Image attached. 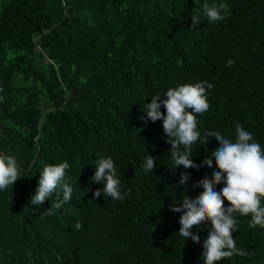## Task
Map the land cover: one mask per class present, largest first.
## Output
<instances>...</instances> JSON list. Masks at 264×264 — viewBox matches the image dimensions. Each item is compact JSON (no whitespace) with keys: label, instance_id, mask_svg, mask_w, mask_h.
I'll use <instances>...</instances> for the list:
<instances>
[{"label":"trees","instance_id":"trees-1","mask_svg":"<svg viewBox=\"0 0 264 264\" xmlns=\"http://www.w3.org/2000/svg\"><path fill=\"white\" fill-rule=\"evenodd\" d=\"M205 2L226 5V18L201 16L192 29ZM204 81L213 87L205 86L201 133L235 142L240 123L264 149V0H0V154L22 170L0 191V264H204L211 222L193 230L196 245L179 236L183 213L170 207L213 179L203 161L218 142L193 148L199 170L176 169L163 122L140 119L153 96L163 101L170 88ZM149 154L156 167L145 174ZM107 157L123 200L94 195L103 184L91 178ZM64 161L72 199L44 214L55 196L39 206L30 198L43 168ZM234 218L247 255L217 264H264V229L249 226L250 214Z\"/></svg>","mask_w":264,"mask_h":264},{"label":"clouds","instance_id":"clouds-1","mask_svg":"<svg viewBox=\"0 0 264 264\" xmlns=\"http://www.w3.org/2000/svg\"><path fill=\"white\" fill-rule=\"evenodd\" d=\"M224 4L216 5L205 2L202 12L191 15L192 29L201 24V16L206 17L211 23L224 20L222 10L226 11ZM234 61L229 60L227 66L231 67ZM207 89L213 85L207 81L195 84L180 85L170 88L165 93L166 99L161 101L159 94L141 107V112L146 116L140 119L145 122L162 121L163 130L167 136L166 143L171 145L169 158L176 169L183 166L186 169L197 170L202 165L195 164L192 157L194 147L200 144H209L210 138H215L219 147L210 152L203 164L212 169L213 179L205 178L195 184L202 187L195 199L185 196L182 206L172 205L170 210L182 212L179 223L181 225L179 236L186 241L191 239L196 245L200 244V236L194 234V229L202 231L206 222H211V229L203 242V254L201 259L204 264H217L225 258L245 256L247 253L236 246L233 233L237 230V220L234 214L243 216L251 215L249 226L264 229V149L254 141L253 135L237 123L235 126L236 139L231 141L219 131H205L201 133L197 117L206 113L210 104L207 97ZM2 91V89H0ZM166 109V114L161 112V107ZM156 158L150 154L142 164L144 173L153 172L156 167ZM213 162L219 171L213 169ZM70 167L67 161L56 165H47L40 173L38 187L30 198L31 205H43L47 200L55 196L51 208L44 214L52 215L55 210L61 209L72 199L73 188L67 182L66 170ZM22 179V170L17 159L13 155L0 154V191L7 190ZM93 182L103 184V188L97 190L94 195L98 199L103 193L105 198L123 200L128 194H121V180L117 175L116 165L112 157L101 158L97 161ZM189 174L184 173L180 179L181 185H186ZM223 184L220 191L216 185ZM229 202L225 207L224 201ZM52 201V200H51ZM82 224L77 222L76 230H80Z\"/></svg>","mask_w":264,"mask_h":264}]
</instances>
